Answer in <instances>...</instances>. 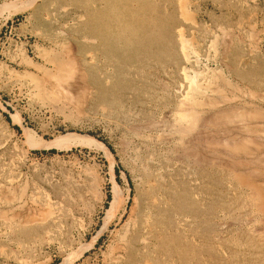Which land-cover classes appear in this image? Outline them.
<instances>
[{"label": "rangeland", "instance_id": "1", "mask_svg": "<svg viewBox=\"0 0 264 264\" xmlns=\"http://www.w3.org/2000/svg\"><path fill=\"white\" fill-rule=\"evenodd\" d=\"M0 264H264V0H0Z\"/></svg>", "mask_w": 264, "mask_h": 264}, {"label": "bare ground", "instance_id": "2", "mask_svg": "<svg viewBox=\"0 0 264 264\" xmlns=\"http://www.w3.org/2000/svg\"><path fill=\"white\" fill-rule=\"evenodd\" d=\"M138 34H139V32H138ZM139 37H140V36H139ZM139 37H138V35H137V39H136V41H135V44H137V42H138V38H139ZM143 41H144V40H142V42H143ZM88 140L91 141V142L93 141V140H91V139H89V138H88ZM114 202H115L114 200L111 201V206H112L113 204H115Z\"/></svg>", "mask_w": 264, "mask_h": 264}]
</instances>
